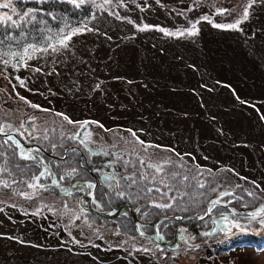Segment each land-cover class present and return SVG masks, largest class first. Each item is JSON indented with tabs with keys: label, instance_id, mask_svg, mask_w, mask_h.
<instances>
[{
	"label": "rangeland",
	"instance_id": "rangeland-1",
	"mask_svg": "<svg viewBox=\"0 0 264 264\" xmlns=\"http://www.w3.org/2000/svg\"><path fill=\"white\" fill-rule=\"evenodd\" d=\"M248 3L95 0L92 20L79 27L85 30L72 37L67 49L37 51L27 67L20 62L19 70L0 62V120L16 125L29 113L37 138L56 141L61 127L72 133L80 126L56 113L103 125L114 141L123 133L132 143L130 129L146 143L191 154L203 176L181 181L187 186L200 180L206 196H214L211 200L222 192L233 193L225 199L240 195L264 200V0L252 4L240 30L212 26L235 23ZM100 4L102 8L96 6ZM218 9L229 11L221 14ZM8 11L0 9V14ZM197 20L196 35L168 36L158 30L185 31ZM21 96L48 111L30 107ZM158 154L175 159L168 151ZM64 168L71 172L68 165ZM23 172L25 181L30 180L31 173ZM166 173H178L180 179L187 174L175 166ZM160 180L156 176L154 187L171 195L174 183L182 185L168 177L170 188H164ZM21 192L31 194L32 189L15 193ZM94 220L75 199L58 193L39 191L26 199L0 190V264H264L261 241L232 246L236 241L220 238L217 246L222 249L212 252L216 242L211 238L195 251L182 248L178 255L128 236L114 223ZM198 226L192 228L199 231ZM249 226L257 227L255 222Z\"/></svg>",
	"mask_w": 264,
	"mask_h": 264
},
{
	"label": "flooded vegetation",
	"instance_id": "flooded-vegetation-1",
	"mask_svg": "<svg viewBox=\"0 0 264 264\" xmlns=\"http://www.w3.org/2000/svg\"><path fill=\"white\" fill-rule=\"evenodd\" d=\"M24 117L25 122H30L26 123V125H28V127L34 128L35 124L33 119L30 118L29 113L23 115L22 119ZM85 122H89L90 125H87V132L84 134V143H80L77 140L63 139V137L69 136L71 135V133H67L61 127L63 134L61 133V136L58 137L57 142H66L67 144L62 145L63 149L60 150L62 152V154L60 155H52L50 152L45 150L44 147L41 146V141L37 138L36 132L34 131L30 136L29 131H25V129L20 127L21 123H19V125H13L9 122H5L7 124H0V126H3V131L6 133L13 132L16 136V140L23 143L22 146L25 150L40 149L39 153H36L35 151L33 152L41 159L45 160L46 157H49L51 159H55V161H58V163L56 164L55 176L60 184L69 186L72 183H80L79 186L65 191L66 193H64L63 196L76 199L77 203H79V199L83 196V199L81 200L85 202L86 205L88 204L94 209L101 212H113L115 208L120 205H129L132 207H136L135 205H137V202L131 201L126 193L128 191L129 182L134 181V178H136L134 174L137 175L136 181L138 180L142 186H145L147 188L153 186L152 183L149 182V180L140 178V174L144 173L145 169L134 167L136 163V154L140 152V146L128 141V138L126 136H123V133L119 137V140L114 141L112 137L109 136L110 133L106 131L107 129L103 127L101 128L99 126H94L92 124L93 122L90 121ZM17 130H19V132H22L23 135H19ZM78 130H81L80 126L76 128L75 131ZM2 139L6 140V138ZM8 144L15 152V155L19 159H22L20 156V149H17L16 146L11 143V141H8ZM133 149H135V151H133ZM148 151L149 153L153 151L159 153V149H149ZM105 153L108 154L105 155ZM141 155L144 156L146 154L141 153ZM118 157H123V160L118 159ZM125 161H130L131 163L125 165ZM67 165L68 169L71 170V172H73V169H75V172H73L72 176H68L67 173H65L66 168H64V166ZM57 169H62L63 171L58 172ZM152 175L155 174L151 173L149 179H151ZM61 176H64L63 180H61ZM122 176L126 179H121ZM122 191L123 195L120 196L121 198H119L117 201H111L112 205H117L116 207L102 206V204L110 202L112 195L120 194ZM241 197L243 198V196L238 195L236 199H225L224 197L220 198L219 196L217 199L220 200V204L216 205L215 207H213L210 201L206 205V209H217L211 211V213L204 211L202 215H204L206 212L207 214L203 219H201L200 222L207 220L209 225H202L201 227L199 225V231L204 234L208 233L206 237L209 239L214 238L213 241L219 240L220 238L230 239L231 241L240 240L241 235H245V233H237L236 235L232 236H225L223 234L226 227H231L228 221H225L223 219V216L226 215L229 217V220H239L241 224H245V217L247 216V213L241 211V209L247 212L248 210L255 209L258 205L262 206L261 204L264 202V200L249 201L248 206L250 209H248L244 206L245 203L241 202ZM228 201H231V203H228ZM225 204H227L226 208ZM233 209L237 213V216L235 217L231 215V211ZM202 215L195 216L199 217ZM115 221L118 224H121L123 220L122 217H120ZM194 225V223H187L181 224L179 226H187L192 228L194 227ZM150 227H152V229H150ZM139 228L143 233H152L154 231L153 222L151 221H139ZM215 231H217L216 237H214L215 235H211L215 234ZM232 231L236 232V229L233 228ZM167 232L174 236L175 226L167 229ZM161 235L165 237L164 233ZM195 236L201 237L203 239V236H201L200 234H195ZM253 236H256V238L260 239L261 241H264V231L259 232V234L255 233V235ZM178 239H180V237ZM185 241L186 240L184 239V237H182L183 244H185ZM193 244V246H195L198 243L195 242ZM179 247H177L176 245L174 248H170L177 250L179 249Z\"/></svg>",
	"mask_w": 264,
	"mask_h": 264
},
{
	"label": "trees",
	"instance_id": "trees-1",
	"mask_svg": "<svg viewBox=\"0 0 264 264\" xmlns=\"http://www.w3.org/2000/svg\"><path fill=\"white\" fill-rule=\"evenodd\" d=\"M13 5L16 7L17 12H24L29 7L38 9L39 11L36 13L38 20H44L47 21L46 24H33V25H27L23 28L24 37L21 38L20 36V30L15 28H8L6 26H0V38H4V44L0 45V50H2L5 53H10L13 51H22L23 47L27 46L28 44L34 45L36 48L41 49L47 47L51 43H55L60 38L59 30L63 29L64 33L67 34L72 29L79 28L84 26L86 23L92 20L94 10L96 9L95 4L91 2V0H87V2L81 6L80 9H75L72 4H69L67 0H47V2L44 3H37L36 0L33 1H12ZM101 5V4H100ZM52 13L51 16L48 15V13ZM53 16L55 19H53ZM145 28V26H141ZM160 28L164 29L163 27L159 26ZM166 30V29H164ZM173 32V31H172ZM8 35H11L13 37L12 40H8L6 37ZM3 58H7V60L13 64L17 63V58L11 57L10 55H5ZM3 121V122H2ZM4 121L6 120H0V123L5 124ZM56 135V134H55ZM39 139V138H38ZM58 139V136H57ZM4 141L0 137V152L3 153V155H0V168H6L7 172L0 173V179H7L9 183L11 184V188L9 189H3L0 188L2 192L6 191H12L16 192L22 187L27 188L26 184L22 183V181H25V178L27 177L25 174H23V171H28L31 173L28 177H32V175L38 171H41V168H37L36 164L33 160H21L16 155H13V150L9 146V144H4ZM41 146L44 147L45 150L50 152L52 155H60L62 152L61 149L58 147L61 142H57L55 138L47 136V139H40ZM52 144H55L56 147H51ZM45 161L50 165L53 172H56V164L58 161H55V159H51L46 157ZM9 173L11 175H9ZM134 176L137 178V175L134 174ZM134 178V181L129 182L128 184V191L126 192L128 195V198L131 199V201L137 202L136 207L131 208L135 211L136 216L139 221H156L159 217L165 216V215H202L205 211L206 205L212 201L211 199L214 198L211 193L206 194L204 193L205 188H193L191 187L192 184H195L196 182H192L191 184L185 186L181 179L177 177L175 180L177 182L182 183L177 184L174 183L173 185L176 186V190H173L172 195L170 192H166L167 196H162L160 193H157L153 191L152 193H148L146 191L147 187L142 186L140 182ZM13 181H16L13 183ZM41 183L45 185L47 190L40 191L42 194L46 195L48 193H56L55 190L52 188V186L49 184V179L43 178L41 180ZM154 185V184H152ZM156 186V185H155ZM154 187V186H152ZM162 192L163 189H161ZM123 194V191L121 192ZM120 193V194H121ZM39 194V193H37ZM120 194L112 195L109 203H104L102 206L108 207H116L117 205H112L111 201L115 200L117 201L119 198H121ZM175 197V201L173 202L170 197ZM159 199L163 201L162 204L165 203H172L171 208H158L154 206L153 204H146L149 200ZM233 199H236L234 197ZM241 202H247L249 201H258L259 199L256 198H246L243 196V198H240ZM217 208H214L215 210ZM212 210V211H213ZM91 220H94L95 218L90 216ZM116 220V219H115ZM122 223L121 224H114L115 227L121 228L122 232H124L128 236H135V232L133 230L132 226V218L129 215H124L122 217ZM98 221V220H94ZM179 219H168L165 221H162L158 223L157 230L161 232L162 234L166 235V240L170 239L172 237V234H169L167 232V229L176 227L177 224H179ZM187 223H194L200 225H206L208 226L207 220H204L202 222H198L195 220L188 219ZM109 225L110 222L104 221ZM114 223V222H113ZM112 223V224H113ZM110 224V225H112ZM151 229V228H150ZM185 234H189L185 238V244H181L179 249H168L172 250L173 252H176L178 255H182L183 252L182 248H186L187 250H193L195 251V246H193L197 240L193 237V234L190 232H184ZM251 236L249 233L247 235H242V240H250ZM137 238V237H136ZM138 239V238H137ZM253 239V237H252ZM252 239L250 241H252ZM209 240V239H207ZM219 240H216V248L212 247V252H215V250L219 249L221 245L217 246ZM236 246L238 244H235ZM167 249V248H165Z\"/></svg>",
	"mask_w": 264,
	"mask_h": 264
},
{
	"label": "snow or ice",
	"instance_id": "snow-or-ice-1",
	"mask_svg": "<svg viewBox=\"0 0 264 264\" xmlns=\"http://www.w3.org/2000/svg\"><path fill=\"white\" fill-rule=\"evenodd\" d=\"M36 2L37 3H44V2H47V0H36ZM67 2L69 4H72L75 9H80L81 6L87 2V0H67ZM91 2L95 3V0H91ZM111 2H112V0H104L105 4L111 3ZM121 2H122V0H121ZM255 2H256V0H249V3L244 7L242 16L239 19H236L235 23L228 24V25H221V24L213 23L212 26L217 27V28L226 27V28H230V29L240 30L238 27L239 24L248 19L249 9L252 7V4ZM96 6L101 7V8L103 7L102 5H96ZM0 9L9 10L8 12H4V13L0 14V26H6L8 28L19 29L21 38L24 37L23 28L26 27L27 25L41 24V23L46 24L47 23V21L37 19L36 13L39 11L38 9L29 7L26 11H24L22 13L17 12L16 7L12 3V0H5V2H0ZM189 10H191V9H189ZM217 11L219 13L223 14V12H226L229 10L228 9H218ZM109 14H112V13H109ZM48 15L51 16L52 13L49 12ZM53 19H55L54 16H53ZM204 19L208 20L207 17H204ZM129 22H131V21H129ZM208 22L212 23L211 20H208ZM198 23H199V20H197L195 22L190 21L191 28L187 29L185 31L167 32L162 28L158 29V30L164 32V34L168 35V36H182L185 34L192 36V35H196L198 33V29H197ZM147 27L148 26L146 25L145 28H147ZM85 28H86V26H85ZM84 30L85 29L75 28V29H72L67 34H65L63 29H60L59 30L60 38L56 41V43H51L47 47L41 48V49H37L34 45L28 44L27 46L23 47L22 51H13L10 53H5L2 50H0V62H3V64L7 67L9 65V61L4 60L3 57L5 55H10L11 57L17 58V63H14L11 65L15 70H19V66H21L20 65L21 61H23L22 66L27 67V61L32 59L33 54L35 52H37V51L48 52L50 49L51 52L55 53L59 49H67L69 46V41H71L72 37L76 34H79L80 32H82ZM87 30L91 31V29H87ZM140 30H144V29H140ZM6 38L8 40L13 39V37L11 35H8ZM4 42H5L4 38H0V45H3ZM39 70L40 69H36V71H39ZM16 79L19 81L20 87L25 86V82L22 79H20L19 77H16ZM19 98L21 100H23L26 104H29L30 107L39 109L38 105L31 104V102L28 101L27 99H25L24 97L21 96ZM39 110L48 111L46 109H39ZM55 115L61 117V119L63 121H67V123L70 125L80 124L81 130L73 131L71 133V135L63 137V139L77 140L80 143H84V134L87 132V125L89 122L73 121L67 115H64L63 113H56ZM261 119H264V115L261 116ZM26 123H30V122L26 121V122L22 123L20 127L25 128ZM99 127L102 128L103 125H99ZM25 131H28V129L25 128ZM128 131L132 137V142L134 144H137L140 146V152L136 154V163H135L134 167L145 169V172L140 174L141 179L149 180L150 183L155 184L157 182L156 176H159V177H161V180L159 181V183H161L164 188H170V184L166 182L167 178L170 177L172 180H175L178 173H166V168L169 166H175V167H178V168L185 170L187 172V174L181 178L182 181H188L190 179V177L192 179H196L197 175L203 176L201 166L194 163L195 158L191 157V154H189V153L181 154L179 152H176L175 149H172V148H164L163 146H159V145L147 144L145 141L141 140L138 136H136L135 132H132V130H130V129ZM17 132L19 135H21V136L23 135V133L19 132V130H17ZM33 132H34V129L29 131V135L31 136ZM0 135H7L3 131V126H0ZM45 139H47V137H45ZM8 141H11V143L13 145H15L17 149H20V156L22 159H31L35 162L37 168L43 169L41 171L34 173L30 180L22 181V183L26 184L27 188L32 189L31 194H29L27 192H21V193L13 192V194L22 195L26 199H33V198H35L36 194L39 191L47 190L45 185H43L41 183V180L43 178L53 177L54 174L52 173L51 169L47 165L44 164L43 160H40L37 158V156H34L31 154L33 151H35L36 153H39L40 149L25 150L23 148V146L20 144V142L18 140H16L11 135L7 136V139L4 141V144H7ZM0 147H2V145H0ZM51 147L55 148L56 145L52 144ZM149 149H154V150L159 149L160 151L171 152V153H173L175 159H173L172 157H167V158L161 157L155 151L149 153V151H148ZM133 151H135V149H133ZM141 153H144L146 155L142 156ZM107 154L108 153H105V155H107ZM0 155H3V153L0 152ZM13 155H15V152H13ZM184 156H189L190 159L188 161H185ZM118 159L123 160V157H118ZM124 163H125V165H127L128 163H131V162L125 161ZM186 164L189 165V167L185 168ZM193 169H195V171ZM2 172H7V169L6 168H0V173H2ZM73 172H75V169H73ZM73 172H69V173H67V175L72 176ZM151 173H154L155 175H152L151 179H149ZM9 175H11V174L9 173ZM63 179H64V176H61V180H63ZM121 179H126V178L122 176ZM15 182L16 181H13V183H15ZM133 182H135V181H133ZM52 183L54 185L58 186V182L54 178L52 179ZM191 187H193V188H196V187L205 188V184L197 179L196 183L192 184ZM0 188L9 189V188H11V184L9 183V181L7 179H0ZM146 191L148 193H152L153 191H155L157 193H160L162 196H167V193L162 192L161 188H159V187H148L146 189ZM210 191H216V189L210 188ZM120 195H123V194L121 193ZM219 195L221 197H223L225 195H233V193L222 192ZM248 195L251 196L253 194L248 193ZM170 199L174 202L176 198L173 196V197H170ZM211 203H212L213 207H215L216 205L220 204V200L219 199L212 200ZM228 203H231V201H229ZM13 206H15V205H13ZM154 206L158 207V208H171L172 203L155 204ZM65 207H67V206H65ZM226 207H227V204H225V208ZM207 211H208V213H211L212 208H209ZM231 215L233 217L237 216V213L234 209L231 211ZM76 219H79V217H76ZM201 219H203V217H201ZM223 219L225 221H228V223L231 225V227L225 228L224 233H223L225 236H232V235H236L237 233L248 234V233H251L253 231L256 234H259V232L264 231V206H258L255 211H250L249 213H247V216L245 217V221H246L245 224H241L239 220H229V217L226 215L223 216ZM251 222L256 223L257 227L255 229H252L249 226V224ZM233 228L236 229V232L232 231ZM140 235L143 236L144 233L141 232ZM205 235H208V233H205ZM161 239H162V237H161ZM197 247H199V246L197 245ZM137 250H139V249H137ZM144 251H148V249H144Z\"/></svg>",
	"mask_w": 264,
	"mask_h": 264
},
{
	"label": "water",
	"instance_id": "water-1",
	"mask_svg": "<svg viewBox=\"0 0 264 264\" xmlns=\"http://www.w3.org/2000/svg\"><path fill=\"white\" fill-rule=\"evenodd\" d=\"M23 121H25V118L23 119ZM88 125H90V123H88ZM28 127V125H25V128H27ZM30 131H31V129H29ZM7 135H0L1 137H7L8 135H11V136H13L14 138H16L15 137V135H14V133H12V132H10V133H6ZM21 143V142H20ZM22 144V143H21ZM32 154L34 155V156H37L34 152H32ZM37 158L38 159H40V160H42L39 156H37ZM45 164V163H44ZM45 165H47V164H45ZM48 166V165H47ZM49 167V166H48ZM50 168V167H49ZM51 169V168H50ZM52 171V170H51ZM53 173V172H52ZM55 179V177L53 176V177H50V184L53 186V188L55 189V190H57L59 193H66L65 191H67V190H69V189H72V188H74L75 186H77V185H79L80 183H74V184H72L71 186H62V185H60L59 183H58V186L57 185H54L53 183H52V179ZM83 198V196L80 198V199H82ZM80 205L82 206V208L84 209V210H86V211H88V212H90L91 214H93V215H95V216H101V217H104V218H114V217H116L118 214H120L121 212H123V211H126V212H128V213H130L131 214V216H132V218H133V221H134V230H135V232H136V234L137 235H139L140 237H143V238H147V239H151V240H153V241H155L156 242V234H153V235H143V236H141L140 235V231H139V229H138V225H137V218L135 217V214H134V212L132 211V209L131 208H129V207H127V206H124V207H119L112 215H109V214H107L106 212H99V211H96V210H94V209H92L90 206H86V205H83L82 203H80ZM252 211H254V210H252ZM250 212V211H249ZM249 212H246V213H249ZM169 217H177V216H169ZM169 217H161L158 221H161V220H163V219H167V218H169ZM179 217V219H181V220H185V219H188V218H195V217H193V216H178ZM196 219H198V218H196ZM186 229V228H185ZM180 229H177L176 230V232H178ZM189 230H191V231H193V232H197V233H200L201 235H205V234H203L202 232H200V231H197V230H195V229H189ZM175 237H176V235H175ZM162 245H168L166 242H162L161 243Z\"/></svg>",
	"mask_w": 264,
	"mask_h": 264
}]
</instances>
